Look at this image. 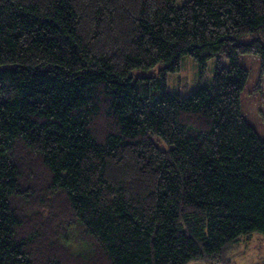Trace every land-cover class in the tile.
Returning a JSON list of instances; mask_svg holds the SVG:
<instances>
[{
    "label": "trees",
    "instance_id": "trees-1",
    "mask_svg": "<svg viewBox=\"0 0 264 264\" xmlns=\"http://www.w3.org/2000/svg\"><path fill=\"white\" fill-rule=\"evenodd\" d=\"M244 55L264 0H0V264H232L264 234ZM186 56L213 83L171 94Z\"/></svg>",
    "mask_w": 264,
    "mask_h": 264
},
{
    "label": "rangeland",
    "instance_id": "rangeland-1",
    "mask_svg": "<svg viewBox=\"0 0 264 264\" xmlns=\"http://www.w3.org/2000/svg\"><path fill=\"white\" fill-rule=\"evenodd\" d=\"M189 0H177V6L181 7ZM224 66H229L228 59H221ZM241 65L249 71V80L242 93L241 106L245 120L256 130L259 137L264 140V70L260 59L253 55H244ZM217 67V60L208 62L207 69L202 75L198 65L189 57H184L180 72L169 74L168 92L189 96L201 86L212 85ZM141 74L134 72L133 76ZM74 253L83 252L86 247L79 238V230L74 225L68 228V233L63 237ZM264 263V234L255 232L251 236H244L233 255L232 264H259ZM191 264H210L195 262Z\"/></svg>",
    "mask_w": 264,
    "mask_h": 264
}]
</instances>
